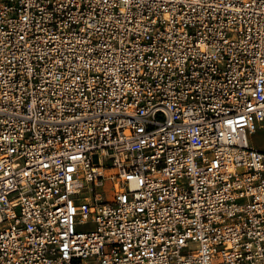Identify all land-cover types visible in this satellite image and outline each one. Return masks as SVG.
Here are the masks:
<instances>
[{"label":"built area","instance_id":"2783aa9c","mask_svg":"<svg viewBox=\"0 0 264 264\" xmlns=\"http://www.w3.org/2000/svg\"><path fill=\"white\" fill-rule=\"evenodd\" d=\"M259 131L264 0H0V264H264Z\"/></svg>","mask_w":264,"mask_h":264},{"label":"rangeland","instance_id":"374dc122","mask_svg":"<svg viewBox=\"0 0 264 264\" xmlns=\"http://www.w3.org/2000/svg\"><path fill=\"white\" fill-rule=\"evenodd\" d=\"M251 144L256 148V149H261L264 150V132L259 131L257 132L251 139H250ZM106 193H110L109 189L106 188ZM108 196V195H107ZM109 199V196H108Z\"/></svg>","mask_w":264,"mask_h":264},{"label":"bare ground","instance_id":"6f19581e","mask_svg":"<svg viewBox=\"0 0 264 264\" xmlns=\"http://www.w3.org/2000/svg\"><path fill=\"white\" fill-rule=\"evenodd\" d=\"M259 150H261V149H259Z\"/></svg>","mask_w":264,"mask_h":264}]
</instances>
